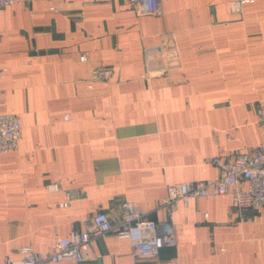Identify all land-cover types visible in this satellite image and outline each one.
<instances>
[{
	"label": "crops",
	"instance_id": "1",
	"mask_svg": "<svg viewBox=\"0 0 264 264\" xmlns=\"http://www.w3.org/2000/svg\"><path fill=\"white\" fill-rule=\"evenodd\" d=\"M158 1L146 15L126 0L0 7V112L23 125L0 154V264L52 248L85 216L119 220L125 201L169 218L174 243L135 261L109 233L95 259L46 264H264V207L237 210L229 194L157 207L166 183L212 179L211 159L264 143V0ZM158 44L168 77L148 81L143 51ZM99 67L110 77L90 80Z\"/></svg>",
	"mask_w": 264,
	"mask_h": 264
},
{
	"label": "built area",
	"instance_id": "2",
	"mask_svg": "<svg viewBox=\"0 0 264 264\" xmlns=\"http://www.w3.org/2000/svg\"><path fill=\"white\" fill-rule=\"evenodd\" d=\"M35 0H0V7L9 6L16 2H31ZM50 3L59 0H45ZM140 15L158 12V0H126ZM243 2L236 1L231 7L238 11ZM145 70L141 77L148 81L154 77H168L169 63L165 56V45L158 44L146 47L143 51ZM85 60V57H81ZM0 67V78L5 72ZM109 69L99 67L91 73L90 80L105 81L110 77ZM2 91L0 90V103L3 106ZM258 121L264 122L259 116ZM23 125L18 117L12 113L0 112V154L15 151L22 136ZM215 165L217 176L205 181H181L166 183V196L157 207L169 213L177 204L182 202L185 206L190 199L205 197L209 194H229L233 207L237 210L245 207H264V143L244 152L236 153L231 160L222 161L218 157L210 160ZM50 191L60 189L55 183L47 185ZM85 194L84 189L76 188L64 190L67 201L73 197ZM122 215L117 221H112L104 211L85 216L82 219V231L70 230L69 234L56 239L52 248L48 250H35L25 245L20 249L21 258L7 261L6 264H46L71 261L79 263L98 257L93 249V241L113 233L119 238L128 239L132 257L137 259L157 254L165 245L174 243V236L169 218L159 221L149 219L133 203L125 201L121 205Z\"/></svg>",
	"mask_w": 264,
	"mask_h": 264
}]
</instances>
